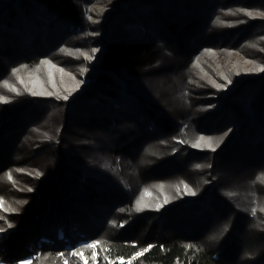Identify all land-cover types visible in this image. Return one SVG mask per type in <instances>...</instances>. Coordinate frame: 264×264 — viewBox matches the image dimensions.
<instances>
[{"label":"trees","instance_id":"trees-1","mask_svg":"<svg viewBox=\"0 0 264 264\" xmlns=\"http://www.w3.org/2000/svg\"><path fill=\"white\" fill-rule=\"evenodd\" d=\"M259 13L264 0H0V198L17 210L0 211V262L264 264ZM47 67L19 97L8 73ZM200 100L218 108L196 118Z\"/></svg>","mask_w":264,"mask_h":264},{"label":"rangeland","instance_id":"rangeland-1","mask_svg":"<svg viewBox=\"0 0 264 264\" xmlns=\"http://www.w3.org/2000/svg\"><path fill=\"white\" fill-rule=\"evenodd\" d=\"M223 18V15L222 14H218V18ZM219 20V19H218ZM17 68L18 69H20V66H17ZM16 68V69H17ZM16 69L15 70H13V71H11V72H9L8 73V75L7 76H21V78L19 77V84H20V86H19V90H17L19 93H18V96L20 97V96H24L25 94H27L28 92H26L25 90H23L22 88H26V87H28V85L27 84H29V86H33V81H35V80H43L44 78H43V76H48V75H52L53 74V70H50L49 72H46L48 69H52L51 67H47L44 71H41V72H37V71H32V72H28V70H27V68H25V69H23L20 73H19V75H18V73L16 74H14V72H17L16 71ZM181 67L180 68H178L177 70H175L174 72H173V74L175 73V72H181ZM27 76H29V78H27ZM179 78H180V76H178ZM192 77V76H191ZM157 79L158 78H156V79H153V80H151V83H150V89L151 90H153V91H155L157 88H162L164 91L165 90H167V86L166 87H164V84L165 85H167L168 83V81H162L164 84H160L158 81H157ZM28 80V81H27ZM21 81H23V83H21ZM171 84H169V86H170ZM0 97H3L4 98V100H6L7 102H3V101H0V105H3V104H9V102H11L10 101V99L9 98H6V96H4V94L2 93V92H0ZM214 103H212L211 105H213ZM211 105H209V104H206V103H204V101L203 100H200V101H198L197 103H196V105L192 108V109H190V112L193 114V116H195L196 118H198L200 115H204L205 113H207L208 112V108H209V106H211ZM215 106H216V104H214ZM160 107H164V108H166V106L164 105V104H160ZM216 108H218V106H216L215 107V109ZM211 112H213V110H211ZM45 114H42L41 116H44ZM211 115V113H207L206 114V116H210ZM4 116V115H3ZM40 116V117H41ZM50 117V115H46L45 117H43V118H41L40 119V125L41 126H44L45 125V123H47L48 121H52V123H54V124H56V122L58 121L57 120V118H56V116H53V120H50L51 118H49ZM162 117L163 116H161L160 117V119H162ZM159 119V120H160ZM161 121V120H160ZM36 127V126H35ZM35 127H33V128H35ZM39 128V127H38ZM78 128H80V129H83L84 131H85V133H78L77 132V134H75V138H77L78 140H80L79 141V143L81 144V145H83V146H86V145H89V144H87V140H86V138H85V134L87 133V132H90L91 130V128H86V127H84V126H78ZM84 128H86V129H84ZM37 128H35V130H36ZM152 137H155L156 139H161V136L160 135H158V134H152L151 135ZM32 141V135H31V137L29 138V140H28V145H30V142ZM161 144H163V142L162 141H160V142H158V145H161ZM28 148V147H27ZM29 148L31 149V146H29ZM82 150H83V153H81V155L83 154V157L81 158L80 157V159H81V162H83V163H87L86 161V158L88 157V155L86 154V153H91V152H94V150H91V149H89L88 147H83V148H81ZM34 151V150H33ZM33 151H27V150H25V149H23V151H19V153L20 152H22L24 155H26V154H30V155H32L33 154ZM38 155V154H37ZM85 160H84V159ZM91 158H93V157H91ZM47 161V160H46ZM46 161H44V160H42V158L41 157H39V159H37V160H35V162L33 163L34 164V171H36L35 169H37V170H40V169H38L39 167L40 168H43V169H45L46 168V163L48 162H46ZM89 162H91V161H89ZM92 163V162H91ZM91 163H89V164H91ZM35 166H36V168H35ZM172 171H174V169L172 168L171 170H170V172H172ZM31 176V175H30ZM8 175H3V176H1L0 177V188L1 187H4L5 186V184H7V186H9V183H10V181L8 180ZM32 177V176H31ZM31 177H29V179H32ZM258 200V206H259V209H262L263 208V210H264V197H260V198H258L257 199ZM10 209H9V211L13 214V215H15L16 213H17V210H16V207L14 206V205H10ZM11 209H15V211H11ZM1 211V210H0ZM207 229H205V230H203L202 232H201V234L203 235V233L206 231ZM143 253V252H142ZM262 254H264V252L262 253ZM139 256H137V255H135L134 257H132V259H130V260H128V264H129V262H131L132 260H134V259H136V258H138ZM0 264H2L1 262H0Z\"/></svg>","mask_w":264,"mask_h":264},{"label":"snow or ice","instance_id":"snow-or-ice-1","mask_svg":"<svg viewBox=\"0 0 264 264\" xmlns=\"http://www.w3.org/2000/svg\"><path fill=\"white\" fill-rule=\"evenodd\" d=\"M246 14H247L248 16H253V13H251V12H247ZM258 15H260V16H264V13H259ZM96 51H98V50H97V49H93V52H94V53H95ZM81 54H82V55H85V58H86V59H89V60L92 59V56H88L87 54H83V53H81ZM42 63L45 64V65H50V62L47 61V60L42 61ZM52 67H54V65H52ZM255 70H256V71L264 72V67H259V68L255 69ZM16 71H19V70H16ZM60 71L62 72L63 70H60ZM14 74H15V72H14ZM21 83H23V81H21ZM4 86H5V87H8L7 82H5ZM78 86H79V84L77 83V87H78ZM217 87H219V85H217ZM11 90H12V91H16L15 88H12ZM28 91H30L31 94H32L33 96H36V95H51V94H52V93L45 92V91H32L31 89H28ZM63 98H64V99H67L68 97L65 96V97H63ZM0 101L7 102L6 100H4L3 97H0ZM200 141H203V142L206 144V146H208V147H212V141H211V140H207V141H205L204 137H201V138H200ZM194 146H199V142L197 143V145H194ZM212 150L214 151L215 148H212ZM36 175H40V174H39V173H36ZM7 178H8L9 181L12 180V176H11L10 173L8 174V177H7ZM262 182H264V179H262ZM185 187L187 188L186 185H185ZM28 190L31 191V189H28ZM188 194H190V195H195V192H192V191L189 189V190H188ZM167 202H168V201L165 200V203H167ZM138 207H139V202H138ZM0 210H2V211H7V210H9V209L5 208V201L3 200V198H0ZM11 211H15V209H11ZM253 215H255V210H253ZM0 218H2V217H0ZM11 226H12V225L9 224V227H11ZM225 230H226V229H225ZM3 231H4V229H3V228H0V232H3ZM99 244H100V242H99V241H96V242H94V243L85 244V245L83 246L84 249H93L92 257H91L93 261L96 260L97 253H96L95 250H96V248L98 247ZM145 251H147V249H145ZM142 254H143L142 252H138L136 255H137V256H140V255H142ZM60 255L63 256V253H61ZM70 255H72V256H78V257H80V259L84 262V264H88V258H86V257L84 256L83 249L78 250V251H74V252L70 253ZM24 264H31V261H25ZM64 264H68L67 260L64 261ZM110 264H114V262H110ZM121 264H124V261H123V260H121ZM129 264H130V262H129Z\"/></svg>","mask_w":264,"mask_h":264}]
</instances>
